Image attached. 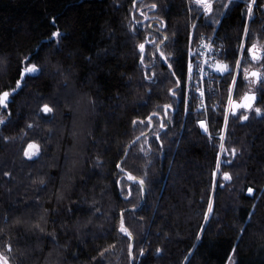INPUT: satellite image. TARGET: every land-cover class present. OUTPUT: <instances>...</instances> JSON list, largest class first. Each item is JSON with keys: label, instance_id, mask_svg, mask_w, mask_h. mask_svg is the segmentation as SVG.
<instances>
[{"label": "trees", "instance_id": "trees-1", "mask_svg": "<svg viewBox=\"0 0 264 264\" xmlns=\"http://www.w3.org/2000/svg\"><path fill=\"white\" fill-rule=\"evenodd\" d=\"M228 1L206 14L187 0H0V92H10L0 105V252L9 264H264V55L254 110L230 115L221 141L247 22L245 4ZM263 5L255 0L244 67L254 63L247 48L264 46ZM150 10L160 27L137 24ZM216 26L230 72L203 133L190 86L185 106L187 54ZM152 33L155 45L168 37L164 61ZM22 62L41 70L17 88ZM248 89L240 73L233 100ZM30 143L41 147L34 159L24 155ZM122 210L131 239L119 231Z\"/></svg>", "mask_w": 264, "mask_h": 264}, {"label": "snow or ice", "instance_id": "snow-or-ice-1", "mask_svg": "<svg viewBox=\"0 0 264 264\" xmlns=\"http://www.w3.org/2000/svg\"><path fill=\"white\" fill-rule=\"evenodd\" d=\"M135 2V0H134ZM254 2V0H253ZM196 3L197 4H200V5H203L204 9H205V13H211L213 11V8H212V0H196ZM152 7H156L155 4L152 5ZM249 14L251 15L252 14V6L251 4L249 5ZM249 32V29L247 26H245V33L248 34ZM61 35V33L59 32V30L57 31H54L52 33V36L53 37H59ZM168 37L165 36L163 38V40L160 41V44L158 45H155V48L156 50L159 52V55L160 57H163L165 59H167V56L165 55V53L163 51H160V48L165 44V42L167 41ZM240 47L242 49L245 48V44L242 43L240 45ZM139 48L141 50V62H143L144 60V49H145V44L141 43L139 44ZM247 52L251 53L252 54V58L255 60V59H259L260 56L264 55V46H260L256 43L252 44V46L250 48H247ZM170 55V54H169ZM30 60V56H26L24 57V62H27ZM22 62V63H24ZM205 63H207V61H205ZM240 64H241V61H237V68L240 67ZM216 67V69L223 73V72H230V66L227 65V64H222V63H217L216 65H214ZM169 67L171 68V64H169ZM41 69L39 68V66L36 64V63H24V66L22 67V69H20V79H18L16 81V85H17V88H20L21 85H22V81L26 78V76L30 75V74H33V73H36L38 71H40ZM246 74L247 75H251V76H254L256 77L257 79H260L261 77V74L259 72H256V71H252V72H247V70H245ZM175 74V73H173ZM193 71H192V63L190 61L189 63V79H191L192 75H193ZM235 79V78H234ZM199 90V89H198ZM16 89H12L11 92H15ZM171 91V89H170ZM175 94V93H173ZM9 97H10V92L5 90V91H2L0 92V105H3L4 107H7V104H8V100H9ZM255 99L254 95L250 96L248 94L245 95L244 97V101L245 103H243L242 105H236L233 107L232 111L235 112V108L236 107H245V108H249V107H252V101ZM165 107H170V105H166ZM41 110L45 113H50L52 112V108L48 105V104H44L42 105V108ZM256 112L257 113H260L261 112V109L260 108H257L256 109ZM152 115H155V114H152ZM152 115H150L147 119L149 121L148 123V126L151 127V121H152ZM247 117H241V119H246ZM225 119L227 120V115L225 117ZM141 123H143V121H140ZM137 123L136 120L133 121V124L135 125ZM201 124L202 127H204L205 131H208L207 127H205L204 125V121H200L199 122ZM29 127H31V125H29ZM160 127L163 128L165 127V124L164 122H161L160 124ZM141 135H143V133H141ZM157 138H158V134H157ZM7 139V138H6ZM139 139V137L137 138ZM221 147L223 148V145H221ZM143 150V149H141ZM41 151V147L39 144H36V143H30L28 145V148L25 150L24 152V155L28 158H32L34 156H37ZM235 151V150H233ZM118 168H121V165L118 164L117 165ZM220 165H219V162L217 164V168H219ZM121 171H123V169L121 168ZM215 175V173H214ZM128 176V180L130 181H134V182H138L139 185H140V191L143 193L144 192V180L142 178H138V177H135L133 176L130 172L127 174ZM224 179L225 180H229L231 179V176L229 173L225 172L224 173ZM248 192L251 193L253 192V189L251 187L248 188ZM129 195H131V189H129ZM212 211V204H211V201L209 202V209H208V212L205 213V220L208 219V215H209V212ZM252 214L250 213V216ZM203 225L201 226V228L203 229ZM43 231V229H41ZM119 231L125 235H127L130 239L132 238L133 234L132 232L125 226V223H124V218H123V210H122V215H121V220H120V226H119ZM243 231V229H242ZM10 248V245L8 246ZM111 247V245L109 246ZM235 250V248H234ZM157 251H160L159 249H157ZM141 253H143V249H141ZM103 253H101L102 255ZM129 255L131 256L132 255V244L130 243L129 244ZM231 259V257L229 258ZM0 261H2V264H9V261L7 260L6 257L3 256L2 253H0Z\"/></svg>", "mask_w": 264, "mask_h": 264}, {"label": "built area", "instance_id": "built-area-1", "mask_svg": "<svg viewBox=\"0 0 264 264\" xmlns=\"http://www.w3.org/2000/svg\"><path fill=\"white\" fill-rule=\"evenodd\" d=\"M218 27L210 34H201L191 43L187 54L185 106L189 98L188 86L193 85L195 112L207 124L208 115L217 105L219 84L226 72H219L214 65L224 64L223 47L217 36ZM192 63L193 75L189 79V63ZM207 61V63H205ZM199 89V90H198Z\"/></svg>", "mask_w": 264, "mask_h": 264}, {"label": "rangeland", "instance_id": "rangeland-1", "mask_svg": "<svg viewBox=\"0 0 264 264\" xmlns=\"http://www.w3.org/2000/svg\"><path fill=\"white\" fill-rule=\"evenodd\" d=\"M234 1H237V2H242L243 4H245V6H246V8H247V17H246V26L248 27V24L250 23V20H251V17H252V14L250 15L249 14V5L251 4V6H252V11H253V9H254V6H255V0H254V2H253V0H229L228 1V4H230L231 2H234ZM228 4H227V6H228ZM263 7H264V5H263ZM263 7H262V9H263ZM151 10L150 11H147V12H139L138 14H142V15H144V17L141 19V20H139L140 18H137V17H135V19H137L138 21H140L139 23H138V21H137V24L138 25H142V24H145L146 23V20L147 21H149L150 20V18H151V20H152V18H153V16L151 15ZM152 24L150 23L149 24V26L148 27H150ZM153 26V25H152ZM219 26V25H218ZM145 27H147V25L145 26ZM217 27V26H216ZM216 27H215V29H216ZM151 28V27H150ZM215 31V30H214ZM213 31V32H214ZM155 33V32H154ZM154 33H152V34H150L149 36H146V38L148 39L149 38V42H150V44H153V45H155V42H157V38L158 37H156V34H154ZM212 33V32H211ZM246 33H244V35H243V40H242V43H244L245 44V42H246ZM189 43H190V40H189ZM244 51V49H242L241 48V50H240V54H239V57H238V60L239 61H241V64H240V67L239 68H237V66L235 67V71H234V78H233V82H232V87H231V92H230V94L232 95L231 97L233 98V92H234V88H235V83H236V79H237V77H238V75L240 74V73H242V75H243V77H244V79L248 82V84H249V89H248V91L247 92H249V91H252L253 92V86H255L254 85V83L256 82V80H255V77L254 76H249V78H246V72H245V70H247V72H251V70H257V71H259L260 69H259V67H258V65H257V62L259 61L258 59H253L252 58V54L251 53H249L250 54V57H251V59L254 61V63H253V67H244L243 65L245 64V59H244V55H243V52ZM237 60V61H238ZM226 64V63H225ZM236 64H237V62H236ZM252 110H254V108H252L250 111H252ZM250 111H248V112H245L246 113V115H245V113L242 115V117H246L247 116V113H249ZM239 112H243V110H240ZM225 116L227 115V120H228V117L230 116V109H229V106H227V108H226V110H225ZM184 115H185V112H184ZM1 120H3V118L0 116V121ZM227 120L225 119V124H224V129H223V132H222V134H221V136H220V140L221 141H223V139H224V135H225V127H226V123H227ZM220 154H221V152H220ZM26 157V156H25ZM36 156H34V157H32V158H28V157H26L27 159H34ZM210 213V212H209ZM1 253V252H0ZM4 256V255H3ZM5 257V256H4ZM0 264H2V261H0ZM130 264H131V260H130ZM227 264H231V259H229L228 260V262H227Z\"/></svg>", "mask_w": 264, "mask_h": 264}, {"label": "water", "instance_id": "water-1", "mask_svg": "<svg viewBox=\"0 0 264 264\" xmlns=\"http://www.w3.org/2000/svg\"><path fill=\"white\" fill-rule=\"evenodd\" d=\"M162 59H163V61H164V58H162ZM253 71L259 72V71H257V70H253ZM259 73H260V72H259ZM249 76H250V75H247L246 78H249ZM255 79H256L255 84H257L258 81H260L261 77H260V79H257V78L255 77ZM246 94H248V95H250V96L254 95V97H255V99L252 101V107H249V108H245V107H236V108H235V112H233L232 109H233L234 106H236V105H242L243 103H245V101H244V97H245ZM246 94H244L240 100H238V101H233V102H232V104H231V115H232V116H236L237 113H238L240 110H243V111L248 112V111H250V110L254 107V105L256 104V102H257V95H256L255 93H246ZM3 123H4L3 120H1V121H0V128H1V126H2ZM204 125H205V124H204ZM199 128H200L201 132H203V133L206 132L205 129H204V127H202L200 123H199ZM137 140H138V139H136L134 142H136ZM128 149H129V148H128ZM127 152H128V151H127ZM144 192H145V189H144ZM144 192H143V193H144ZM248 194H249L250 196H252L253 192H251V193L248 192ZM143 198H144V196H143ZM143 198H142V202H141L140 206H139L137 209H140V208L143 206ZM130 210H135V209H134V208H132V209H127L126 211H130ZM131 264H133V258H132V257H131Z\"/></svg>", "mask_w": 264, "mask_h": 264}, {"label": "flooded vegetation", "instance_id": "flooded-vegetation-1", "mask_svg": "<svg viewBox=\"0 0 264 264\" xmlns=\"http://www.w3.org/2000/svg\"><path fill=\"white\" fill-rule=\"evenodd\" d=\"M214 1L215 0H212V5L214 4ZM187 5H188L189 9H194V11H200L202 13L205 12V9H204L203 5L197 4L196 0H187ZM262 11L264 12V7H263ZM146 22H148V21L146 20ZM149 22L153 26H157V28L160 27V24L157 22V19L155 17H153L152 20L150 18ZM152 25L150 27H153ZM150 27H149V29H150ZM161 29H163V27H161ZM152 31L155 32L158 35L161 34L160 31L157 30V29H152Z\"/></svg>", "mask_w": 264, "mask_h": 264}, {"label": "bare ground", "instance_id": "bare-ground-1", "mask_svg": "<svg viewBox=\"0 0 264 264\" xmlns=\"http://www.w3.org/2000/svg\"><path fill=\"white\" fill-rule=\"evenodd\" d=\"M189 86L191 87V88H190V89H191V94H192V96H194V95H193V85L190 84ZM198 115H199V114H198ZM199 116H200V115H199ZM208 116H209V115H208ZM225 117H226V116H225Z\"/></svg>", "mask_w": 264, "mask_h": 264}]
</instances>
